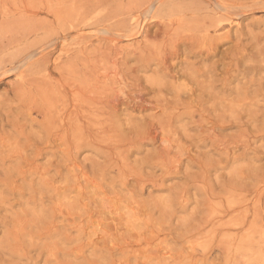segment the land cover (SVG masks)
I'll return each instance as SVG.
<instances>
[{
    "label": "rangeland",
    "instance_id": "obj_1",
    "mask_svg": "<svg viewBox=\"0 0 264 264\" xmlns=\"http://www.w3.org/2000/svg\"><path fill=\"white\" fill-rule=\"evenodd\" d=\"M0 264H264V0H0Z\"/></svg>",
    "mask_w": 264,
    "mask_h": 264
}]
</instances>
